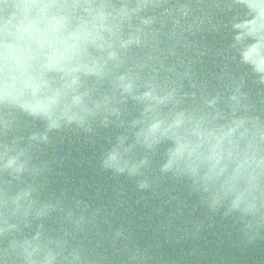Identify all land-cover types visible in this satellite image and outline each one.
Wrapping results in <instances>:
<instances>
[{
    "label": "water",
    "instance_id": "obj_1",
    "mask_svg": "<svg viewBox=\"0 0 264 264\" xmlns=\"http://www.w3.org/2000/svg\"><path fill=\"white\" fill-rule=\"evenodd\" d=\"M0 264H264V0H0Z\"/></svg>",
    "mask_w": 264,
    "mask_h": 264
},
{
    "label": "clouds",
    "instance_id": "obj_2",
    "mask_svg": "<svg viewBox=\"0 0 264 264\" xmlns=\"http://www.w3.org/2000/svg\"><path fill=\"white\" fill-rule=\"evenodd\" d=\"M17 7H28V6H17ZM26 30V29H25ZM6 78H11L19 87L28 91H35L40 88L41 83L38 77H33L27 72V69L19 64L9 65L6 62L5 68L3 69Z\"/></svg>",
    "mask_w": 264,
    "mask_h": 264
},
{
    "label": "snow or ice",
    "instance_id": "obj_3",
    "mask_svg": "<svg viewBox=\"0 0 264 264\" xmlns=\"http://www.w3.org/2000/svg\"><path fill=\"white\" fill-rule=\"evenodd\" d=\"M246 55L250 56V55H251V53H248V54H246Z\"/></svg>",
    "mask_w": 264,
    "mask_h": 264
}]
</instances>
